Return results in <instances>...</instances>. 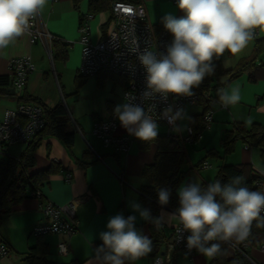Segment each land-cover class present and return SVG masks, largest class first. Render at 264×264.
Here are the masks:
<instances>
[{
	"label": "crops",
	"instance_id": "0c3cea01",
	"mask_svg": "<svg viewBox=\"0 0 264 264\" xmlns=\"http://www.w3.org/2000/svg\"><path fill=\"white\" fill-rule=\"evenodd\" d=\"M109 1L110 4L113 1L143 2L149 21L157 29L163 28L162 18L166 14L171 13L178 18L184 15L170 0ZM89 14L93 15L88 22L90 38L92 41H97L104 36L109 26L111 18L109 8L92 11L89 0H48L44 9L38 12L39 19L46 25L48 31L61 40L52 46V60L47 57L41 44L30 42L27 34L15 38L7 48L0 49V76L7 77L9 82L7 86L0 87V122L7 110L24 103L19 102V99L25 95L36 98L47 108L63 103L68 114L65 130L73 136V143L68 147L61 138L44 135L34 152L35 164L27 169V173L34 174L45 170L54 163L58 167L57 172L39 188L43 198L57 205H64L73 199H82L76 211L79 225L77 233L71 237L63 234L37 237L32 234V229L42 219L40 206L43 198L33 196L28 190L26 197L0 220V244L5 245L7 249V254L0 257V264H32L25 258L30 254L31 248L36 245L45 246L46 259L51 262L101 264L96 251L102 244L99 234L107 230L106 224L109 218L118 213H122L125 217L136 215L137 229L148 235L153 242L152 251L148 255L136 261L126 260L125 264H152L155 257L164 256L166 243L170 241L175 226L179 224L178 220L169 218L172 210L165 208L167 212H161L162 207L153 210V216L163 217L159 226H156L140 219L139 214L131 207L133 203H139L142 208H145L140 199V189L147 184L142 170L153 163L157 150L156 142H142L129 135L121 127L118 119H116L118 124L116 134L130 139V146L126 153L116 154L111 149H104L101 141L91 134L92 126L96 121L107 119L113 114L114 107L123 103L122 92L125 84L107 72L86 78L78 75L81 55V45L78 43L79 27L84 17ZM261 37H264V31L259 30L258 37L254 38ZM70 41L71 44L68 43ZM24 56L31 58L34 71L28 76L19 97L18 91L13 90L15 89L14 77L8 68V63L11 59ZM218 63L222 68V56L218 59ZM222 69L234 71L232 68ZM248 75L249 71L247 75L240 76L226 86L239 87L241 101L238 104L222 109L219 99L211 103L209 111L212 112V121H214L212 130L217 131L226 121L227 118L221 116L225 110L229 112L234 125L241 124L245 127L247 125L242 120V114L246 108H249L248 119L251 118L254 106H257L260 114L264 113V79L252 82ZM92 77L95 78L97 86V93L94 96L96 100L93 105ZM107 81L113 82L111 88L105 87ZM26 103L36 105L31 102ZM214 103L216 106L213 108ZM202 112L203 108L200 105V111L189 115L190 119L184 126L185 130L180 132L184 135L190 126L200 132L198 139L192 143H185L183 146L185 152L183 163L188 161L190 168L183 170L182 163L180 170L187 171L188 175L182 183H188L189 180L191 182V179H188L190 177L195 180L192 181L194 183L209 184L213 182L216 173L206 160V155L201 156L196 164H192L193 155L203 144V132L210 127L209 124L207 128L203 127L201 130L197 128L199 117H194L200 116ZM179 123L181 124V121ZM253 124L261 125L260 122H253ZM219 131L222 133L223 130L220 128ZM164 134L159 133L158 136ZM31 141L27 144L11 145L7 155L0 156V164L7 159L20 158ZM250 158L253 160L252 156ZM204 163L208 167L202 169L201 165ZM236 164H248L252 168L254 166L244 159ZM68 176H70L69 179ZM60 243L67 245L66 252L60 251ZM234 253L228 250L227 257H232ZM245 253L251 263L264 264V252L256 247L248 248ZM209 260L199 253L192 257L175 253L171 255L167 264H208Z\"/></svg>",
	"mask_w": 264,
	"mask_h": 264
},
{
	"label": "clouds",
	"instance_id": "9594fccd",
	"mask_svg": "<svg viewBox=\"0 0 264 264\" xmlns=\"http://www.w3.org/2000/svg\"><path fill=\"white\" fill-rule=\"evenodd\" d=\"M48 0H0V49L25 34L29 21L42 11ZM181 17L169 13L162 18L164 29L172 40L166 52L157 53L151 48L139 51L138 60L146 71V88L141 102L134 96H125L127 102L114 107L113 115L129 135L142 142L155 141L159 134L157 119L150 114L156 111L157 98L166 104L159 118L166 119L173 131L185 130L179 122L190 119L183 108L168 104L169 97H192L194 89L215 74L214 58L225 52L233 56L242 52L256 35L264 31V0H176ZM219 103L228 108L241 101L240 89L217 90ZM264 174V172H262ZM242 177H233L229 183L219 180L202 187L199 183H182L177 189L178 206L169 213L170 219L179 221L181 236H186L188 253L195 250L207 258L221 252L218 241L244 242L251 235L253 223L264 227V192L242 186ZM171 192L159 188L157 198L162 206L170 202ZM145 222L159 226L162 216H153L139 203L131 205ZM136 215L125 217L118 213L109 218L106 231L99 234L102 244L97 247L101 264H125L136 261L152 251V240L136 227Z\"/></svg>",
	"mask_w": 264,
	"mask_h": 264
},
{
	"label": "built area",
	"instance_id": "2783aa9c",
	"mask_svg": "<svg viewBox=\"0 0 264 264\" xmlns=\"http://www.w3.org/2000/svg\"><path fill=\"white\" fill-rule=\"evenodd\" d=\"M176 5V0H170ZM93 15H86L79 27L78 43L81 45L80 63L78 66V75L81 78L91 77L107 72L126 80L127 85L122 92L123 103L127 102L125 96H134L135 103L142 107H148L151 102H141V93L146 88V71L138 60V52L134 53L138 45L139 51L151 48L157 53L166 52V46L170 44L172 36L164 27L156 29L148 19L146 7L143 2L128 3L124 1H115L111 6V20L104 36L97 41L90 38L88 22ZM25 34L28 35L31 43H39L43 46L47 57L52 60L51 49L55 42L61 41L60 38L50 33L44 23L39 19L38 14L31 18L29 27ZM259 29L256 30L255 37H258ZM71 44V41L68 42ZM215 58L214 61L215 62ZM14 77V88L18 91L25 87L28 76L34 71V64L28 56L11 59L8 63ZM195 95L192 97H169L168 104L174 108H183L186 105L197 104L206 94L194 89ZM20 97V96H19ZM156 111L150 114L157 119L158 124L165 127V134L175 143H192L199 138L200 132L193 127H188L184 133L173 131V126L166 119L159 118L160 111L167 105L159 102L157 98ZM222 107V106H221ZM224 108V107H222ZM212 121V112L206 111L202 115L203 127L207 128ZM45 117L41 107L20 103L14 108L4 113L0 122V156L7 155L11 145L27 144L39 133L45 126ZM118 124L116 118L111 114L107 119L96 121L91 130L93 137L101 141L104 149H111L116 154H124L130 146V139L126 136L116 134ZM247 147H249L247 145ZM18 160V159H16ZM206 163L201 165L202 169L207 168ZM258 178L254 183V190L264 192V174L257 171ZM70 176H68V179ZM33 196L43 198L40 190L32 192ZM82 199H73L64 205H57L49 199L43 198L40 206L42 219L33 227L32 234L41 237L48 234H63L71 237L79 231L78 221L76 219L77 205ZM264 215V213H262ZM180 224L176 225L169 242L166 243L164 256L154 258L152 264H167L171 255L179 253L187 257L197 254L195 250L188 253L186 248V236H181ZM233 249L235 253L242 254L246 259L248 256L245 251L251 246L247 240L244 242L236 241H218ZM264 252V246L256 247ZM61 252H66L67 245L59 244ZM7 254L5 245L0 244V257ZM200 254V253H199ZM213 259V258H209ZM249 260V259H248Z\"/></svg>",
	"mask_w": 264,
	"mask_h": 264
},
{
	"label": "trees",
	"instance_id": "16d2710c",
	"mask_svg": "<svg viewBox=\"0 0 264 264\" xmlns=\"http://www.w3.org/2000/svg\"><path fill=\"white\" fill-rule=\"evenodd\" d=\"M113 2L110 4L109 0H89V6L92 11L104 10L107 8L111 11ZM254 47L257 55L264 49V37L255 39ZM214 64L216 66L215 74L207 77L199 87V90L206 94L205 98H201L198 101L203 108V112L200 116L194 117H199L197 128L200 130L203 128L201 122L202 115L206 111H209L211 103L218 99V89L225 88L233 80L239 78L242 72L246 70L249 71L248 78L250 81L256 82L259 79H264V62L256 64L255 56L248 62H243L235 71L223 70L219 66L218 59L215 60ZM219 75L226 76V80L220 82L218 79ZM113 77L122 80L125 86L127 85L126 80L123 78L118 76ZM8 84V78L0 76V87H5ZM20 101L24 103H35L42 107L46 123L44 128L34 136L27 150L18 160L7 159L6 162L0 164V220L6 214L10 213L12 208L26 197V192L28 190L31 193L39 190L43 183L47 182L48 178L57 172L58 167L55 166L54 163H51L45 170L38 171L34 174L27 173V169L35 164L34 152L41 138L44 135L55 136L61 138L68 147L73 143L72 133L65 130L68 114L63 103L60 102L53 108H47L36 98L27 97L25 95L19 99V102ZM192 124H194V122H192ZM238 137L245 141L249 147L253 145L264 147V125L254 124L252 130H248L245 126L236 124L234 130H229L223 139L226 152H230L233 149V143ZM151 142H156L157 150L153 163L145 166L142 170V175L146 178L147 184L140 189V199L143 201L145 208L149 209L151 214H153V210L162 207L158 203V189L167 188L171 192L170 202L167 206L163 207L175 211L178 206L177 189L182 183L186 173L180 170L185 159L184 144L179 142L175 143L171 138L166 136V134L158 136L155 141ZM208 154L214 153L211 151ZM215 156L219 157L218 152L215 153ZM237 176L243 178L242 186H247L254 190V183L258 178L257 171L248 164H221L216 170L212 183L216 180H219L222 184L229 183L233 177ZM206 185L207 184H201L202 187ZM247 242L253 247L264 246V227H256V223L254 222L251 235ZM220 245L221 252L213 259H210L208 264H253L240 253H234L232 257L228 258V246L225 244ZM46 254L45 246L36 245L31 248L30 254H28L25 259L32 264H59L47 260ZM68 264L78 263L70 262Z\"/></svg>",
	"mask_w": 264,
	"mask_h": 264
},
{
	"label": "rangeland",
	"instance_id": "374dc122",
	"mask_svg": "<svg viewBox=\"0 0 264 264\" xmlns=\"http://www.w3.org/2000/svg\"><path fill=\"white\" fill-rule=\"evenodd\" d=\"M255 39L257 38H254L252 41H250L248 46L242 52L238 53L235 56H233L231 53L226 51L225 54L222 56V63H221L222 68H225V69L232 68L235 71L237 68L240 67V65L243 62L245 61L248 62L254 56L256 58V64L258 62H264V49H262L260 53H258L257 55L255 53V50H254L255 49L254 47ZM247 73H248V70L242 72V75L245 76L247 75ZM226 78L227 77L224 75H219L218 79L220 80V82H224ZM112 85H113L112 81H107L105 83L106 88H111ZM96 93H97V86H96L95 78L92 77V105L95 104L96 99L94 96L96 95ZM198 104L184 106L183 109L187 113L188 117L189 115L198 113L200 111V105ZM215 106L216 104L214 103L212 107L214 108ZM256 107L257 106H254L250 119H248L247 117L249 108H246L243 111L242 120L247 125L246 128L248 130H252L253 125H254L253 122H258V123L260 122L261 125H264V113L260 114ZM222 109H226V108H222ZM221 116L224 118H227L225 121L227 124L223 122V124L219 127V129L221 128V130H223L222 133H220L219 129L217 131L211 129L214 125L213 124L214 121H212L210 123V127L205 129L203 132V136H204V139L202 141L203 144L199 146V149L193 155L192 164L193 165L196 164L201 159V156L206 155L207 156L206 160L210 163L211 167L216 171L218 166H220L221 164H228V165L231 164L232 165L236 163H241V161L244 159V160H248L252 166L253 165L255 166V167L253 166L254 170L259 171V172H264V147L253 145L252 147L249 148L247 147L246 142L243 141L240 137H238L233 143V149L230 152L225 151L223 139L225 138V135L227 134L229 130H234L235 125L233 124V120L232 118H230L231 116L228 111L226 110L223 111V114ZM187 122H188V119H185L181 121V125L184 124L183 126H186ZM159 133H165L164 126L159 125ZM211 151L214 154H208ZM216 152H219V157L215 156ZM250 156H252L253 160H251ZM183 166H184L183 170H187L190 168V163L188 161H185L183 163ZM186 177H188V175L185 173L184 179ZM188 179H191V182L195 181L194 179L190 177ZM231 241H235V240L233 239ZM229 250L234 252L233 249L231 248H229Z\"/></svg>",
	"mask_w": 264,
	"mask_h": 264
},
{
	"label": "water",
	"instance_id": "95a60500",
	"mask_svg": "<svg viewBox=\"0 0 264 264\" xmlns=\"http://www.w3.org/2000/svg\"><path fill=\"white\" fill-rule=\"evenodd\" d=\"M15 92H17V90L16 89H13Z\"/></svg>",
	"mask_w": 264,
	"mask_h": 264
}]
</instances>
